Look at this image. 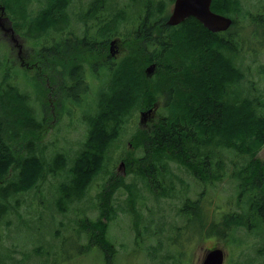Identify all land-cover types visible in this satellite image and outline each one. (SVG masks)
<instances>
[{"label":"rangeland","instance_id":"obj_1","mask_svg":"<svg viewBox=\"0 0 264 264\" xmlns=\"http://www.w3.org/2000/svg\"><path fill=\"white\" fill-rule=\"evenodd\" d=\"M239 1L241 10L234 14L237 21L230 33L238 37L234 39L233 44L239 45L240 50L232 54V57L244 76L232 86V94L233 97L250 96L254 100L256 112L264 115V0ZM47 3L49 0H28L25 2L23 14L18 8L19 1L17 3L16 0H8L5 15L9 19L3 20L0 25V79L3 78L2 68L6 67L7 73L14 77V83L29 96L37 121L43 122L45 129L38 134L34 150L43 161V177L37 181L36 186L14 193L6 200H0L2 207H8L6 215L0 216V264H105L99 247L90 245L86 226L91 225L92 220L99 214L102 193L116 182L120 187L111 198L115 212L107 228V237L117 249L112 264H198L204 252L215 246L222 249L229 246V250L233 252L226 264H230L231 258L238 254L243 245L247 247L252 244L250 250L242 249L240 253L257 255V251L261 250L264 244V222L259 221H264V210L262 219L252 216L255 217L250 219L253 226L250 221L247 224V219L246 226H237L229 232V240H235V245H228L227 236L213 225L212 228L207 227L210 226L211 220L215 222L218 219L221 212L238 209V205L247 208L245 198L238 197L239 189L237 181L233 178V171L245 164L250 157L231 148H216L213 145L206 149L203 147L202 150L214 151L215 154L217 152L216 157L222 162V177L204 184L184 167L172 163V195L158 197L146 187L145 181L135 174L134 170L139 166L135 161L143 155L144 149L134 144L133 137L138 129L150 128L156 119H147L145 124H140L141 108L133 109L125 116L118 136L107 148L100 170L85 187L81 196L73 197L70 201L63 198L65 190L62 186L65 183L68 185L70 177L68 170L73 166L78 152L85 148L90 130L84 117L95 113V101L99 90L106 85L109 71L100 64L91 70L86 67L85 82H89L91 90L84 97L85 104L82 102L80 106L69 101L64 104L66 99L59 89L62 85L61 75L54 67L41 69L40 64L33 66L41 62L36 53L39 47L24 33L27 32L25 27L29 22L28 18L38 14ZM63 10L69 13L66 14L69 32L87 38L94 37L90 36L92 32L99 34L102 25H116L114 20L122 14L119 34H123L128 42H131L128 43L122 59L133 53L132 38L129 34L135 30V20L142 15L139 13L144 12L142 1L69 0ZM54 14H60V11ZM157 15L153 14L154 17ZM9 21L14 33L8 30ZM15 24L18 25L17 30L14 28ZM58 24L60 25L59 22ZM49 31L53 29L50 28ZM49 31L44 36L46 39L51 38L52 33ZM113 35L115 34L111 32L99 34L95 38L97 41H108ZM220 50L226 54L228 52L225 48ZM151 51L152 47L144 43L143 55H148ZM115 52L116 48L114 54L108 56L109 60ZM156 53L157 49L153 50L151 55ZM21 60L27 62L30 67L21 64ZM112 62H115L114 59L110 63ZM156 101L160 104L157 117L165 111L162 109L163 95H158ZM45 103L49 106L47 110ZM13 146L21 156L29 150L23 137L14 142ZM124 157L134 163L124 164V167L120 168ZM256 157L264 161V145L257 151ZM63 160L64 168H58L57 165ZM212 160L215 161V156H212ZM15 173L17 169L10 170L9 176L12 177ZM132 191L136 197L131 195ZM185 198L200 199L204 213L196 217L193 213L190 218L179 214ZM132 205L136 212L131 211ZM204 222L206 227L200 231L201 223ZM257 235L258 238L253 240L252 236ZM261 235L263 236L259 240ZM248 239L253 242L245 243Z\"/></svg>","mask_w":264,"mask_h":264},{"label":"trees","instance_id":"obj_2","mask_svg":"<svg viewBox=\"0 0 264 264\" xmlns=\"http://www.w3.org/2000/svg\"><path fill=\"white\" fill-rule=\"evenodd\" d=\"M0 1V6L7 9L8 0ZM18 1V8L25 14L23 9L28 0H16L17 3ZM68 1L49 0L38 14L28 18L29 22L25 27L27 32L24 33L39 47L36 53L41 62L33 66L40 64L41 69L54 67L62 78L59 89L66 99L64 104L69 101L81 106L82 102L85 104L84 97L91 90L89 82H85L87 75L84 73V66L90 64L95 56L94 49L89 44H83V36L69 32L66 26L67 16L61 13ZM97 1L101 2L94 0ZM211 7L233 17L241 10L239 0H212ZM59 11L60 14H54ZM120 16L114 20L116 25H102L99 34L113 32L120 35L119 25L123 15ZM236 21L234 17L233 23L236 24ZM14 28L17 30L18 25L15 24ZM50 28L53 31H49ZM48 31L52 33L50 39L44 37ZM208 33L210 32L192 16L179 25V32L177 25L170 26L163 37H152V33L147 30H134L129 34L132 38L133 53L120 61L100 64L108 69L110 78L98 92L95 113L84 117L90 130L85 148L78 152L73 166L68 170V185L65 183L62 186L65 190L63 198L67 199L66 201L81 196L85 187L100 170L107 148L118 136L125 116L133 109H149L157 103L158 95H163L164 113L155 116L156 119L150 128L138 129L133 137L134 144L144 149L143 155L135 161L139 164L134 168L135 174L145 181L146 187L156 196H170V191L174 189L170 180L173 176L172 163L184 167L199 181L208 184L222 177V162L216 157L217 152L215 154L214 151L204 149L209 145L234 149L233 151L245 153L250 157L245 164L233 171V178L237 181L239 189L238 197L245 198L247 208L238 205V209L221 212L218 219L215 222L211 220L210 226L207 227L212 228L213 225L227 236L228 231L245 225L247 219H262L264 161L257 158L256 153L264 145V115L256 112L254 100L250 96L233 97L232 86L244 76L232 57V54L240 50L239 45L233 44L234 39L238 37L230 33V40L225 42L216 33H210L212 38ZM101 42L106 53L107 41ZM144 43H148L152 51L157 49L158 53L151 55V51L148 55H143ZM52 44L55 47L54 54L49 47ZM63 44L68 49L65 53L68 60L61 54ZM224 48L228 49L227 54L220 50ZM100 54L104 55L102 48ZM153 60L162 64L157 67L155 65V72L148 77L145 68ZM167 61L171 63L164 64ZM6 69L2 68L3 78L0 79L1 201L14 193L36 186L44 171L43 161L34 151L38 134L45 130L43 122L37 121L29 96L14 83V77L8 74ZM47 88L48 86L45 90ZM47 107L49 106L45 103L46 110ZM22 137L25 138L29 149L23 156L13 146V143ZM210 154L215 156L211 166L203 161L204 156ZM122 161L125 165L134 163L132 160L127 161L126 157ZM64 166L65 160L57 165L58 168ZM15 169L17 173L10 177V170ZM119 187L120 184L116 182L102 193L99 214L92 220L91 225L86 226L90 245L99 247L105 264H112L117 251L107 237V228L115 212L111 198ZM131 195L136 197L133 191ZM202 206L200 199L185 198L178 212L186 218H190L193 213L196 217L204 213ZM7 209L6 205H0V216L6 215ZM131 211L136 212V208L133 206ZM200 227V231L203 230L206 227L205 222L201 223Z\"/></svg>","mask_w":264,"mask_h":264},{"label":"flooded vegetation","instance_id":"obj_3","mask_svg":"<svg viewBox=\"0 0 264 264\" xmlns=\"http://www.w3.org/2000/svg\"><path fill=\"white\" fill-rule=\"evenodd\" d=\"M140 1L143 2L144 12L143 13H139V14H142V15L140 17H138V19L136 18L134 27H135V30H147L149 33H152V35H151L152 37H160V36L163 37V36H166L167 31L169 30L170 26H176L177 25V32H179V25H181L182 22L187 19V18L184 19L183 21H181L180 23H178L176 25H169L167 23V20H168L170 14L172 13L175 0H140ZM211 3H212V1H211ZM210 9L212 11L216 12V13L226 15V14H224L222 12L215 11L211 7V5H210ZM61 14H69V13L67 11V12H62ZM143 14H146V15L144 16ZM153 14H158V15L156 17H154ZM226 16H229V15H226ZM192 17L195 18L194 16H192ZM229 17L232 18L231 26L228 29L224 30V31H217V32L210 31L197 18H195V19L206 30H208L210 33H212V34L216 33V35H218L220 38H222L225 42H228L230 40V30L233 27H235V25H236V24L233 23L234 17L233 16H229ZM210 33H208V35L212 38V35ZM93 34H94L93 35L94 37H88L87 38V37L83 36V39H84L83 44H89L94 49L93 54L95 56V59L93 61H91L90 64H88V65L86 64L87 66L86 65L84 66V73L87 72V68L86 67H89V69L91 70V66L90 65H92L93 67L94 66L97 67L99 64H101V62L102 63H104V62L110 63L112 59H114V61L122 59L124 57V55H125L126 50H127L128 43H131V42H128V39L125 38L123 36V34H121V35H113L107 41L108 51L105 53L104 47H102V44H101L102 40L101 41H97L96 38H95L97 35H99L98 32H95ZM112 39L116 40L114 45H113V49H112L113 52H114V48H116V52H115V55L112 57V59L110 58V60H109L108 56L111 54L110 53V41ZM90 41H92V42H90ZM86 42H88V43H86ZM64 44H66V43H64ZM64 44H63V52L61 54L64 56L65 60H68L65 57V53L68 52V49L65 48ZM54 48L55 47L52 44L50 46L52 54H54V51H55ZM101 48H102V50L104 52V55L100 54ZM97 61H100V63H98ZM108 61H110V62H108ZM20 62H21V64H25L24 66L30 67V65L27 62L24 63L22 60ZM152 63H155L156 67H157V65L162 64L158 60H153ZM167 63H171V62L167 61L164 64H167ZM35 65H36V63L34 64V66ZM159 107H160V104L158 102L155 103V107L151 111V115H153V116L151 118L149 117V120H152L153 118H155L156 114L158 113ZM207 110H209V109H207ZM141 111H143V110H141ZM146 122H147V120H146ZM204 160L207 163H210V166H211V163L213 162L212 155L211 154L210 155H205L203 161ZM249 221H250V223L253 226V223L251 222L250 219L247 220V224H249ZM259 221L261 223L264 222L263 220H259ZM242 226H238V227H242ZM228 233H229V231H228ZM228 236H229V234L227 235L226 243L228 245H229V243L235 245V240L233 242L230 241ZM262 236L263 235L260 236L259 240H261ZM253 238H258V235L257 236H252V239ZM252 239H248V241L245 242V243H252L253 242ZM263 243H264V240H263ZM251 246H252V244L248 245L247 247H244V245L242 247H240L238 254L235 255L234 258H231L230 264H236L237 262H241V264H264V244H263V248L261 250L257 251V255L249 256L250 253H247V252H241L240 253V251L242 249L250 250L249 248ZM211 248H214V247H211ZM229 251H230L229 250V246H227V248L223 247V261H222V264H226V262H227V260L229 258V255L233 253V252H231V251L229 252ZM203 258H204V254L201 256V258H199L198 264L202 263Z\"/></svg>","mask_w":264,"mask_h":264},{"label":"water","instance_id":"obj_4","mask_svg":"<svg viewBox=\"0 0 264 264\" xmlns=\"http://www.w3.org/2000/svg\"><path fill=\"white\" fill-rule=\"evenodd\" d=\"M211 1L212 0H175L172 13L169 16L167 23L169 25H176L184 19L194 16L210 31L217 32L228 29L232 24V18L212 11L210 9ZM8 19L9 18L5 15V7L0 6V25L2 24L3 20ZM8 30H10L11 33H14L11 24L9 25ZM115 41V39L110 41L111 55L114 54L112 49ZM155 69V63H151L146 66L145 74L149 77L155 72ZM154 107L155 104L149 109L140 112V124H145L146 120L153 116L151 115V111ZM119 167H124L123 161L120 162ZM222 261L223 249L221 247H214L204 252V258L201 264H222Z\"/></svg>","mask_w":264,"mask_h":264},{"label":"bare ground","instance_id":"obj_5","mask_svg":"<svg viewBox=\"0 0 264 264\" xmlns=\"http://www.w3.org/2000/svg\"><path fill=\"white\" fill-rule=\"evenodd\" d=\"M63 10V9H62ZM66 10V9H65ZM70 20V19H69ZM102 52V51H101ZM113 65V64H112ZM116 66V65H115ZM111 68V67H110ZM108 78H110V77H108ZM111 80V79H110ZM104 86V85H103ZM5 100V99H4ZM133 109V108H132ZM10 143V142H9Z\"/></svg>","mask_w":264,"mask_h":264}]
</instances>
